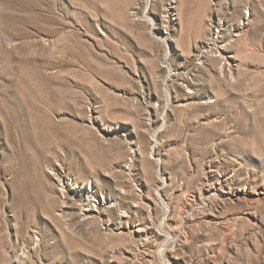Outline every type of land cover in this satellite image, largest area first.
<instances>
[{
	"label": "rangeland",
	"instance_id": "374dc122",
	"mask_svg": "<svg viewBox=\"0 0 264 264\" xmlns=\"http://www.w3.org/2000/svg\"><path fill=\"white\" fill-rule=\"evenodd\" d=\"M60 22L38 136L8 92ZM0 264H264V0H0Z\"/></svg>",
	"mask_w": 264,
	"mask_h": 264
},
{
	"label": "bare ground",
	"instance_id": "6f19581e",
	"mask_svg": "<svg viewBox=\"0 0 264 264\" xmlns=\"http://www.w3.org/2000/svg\"><path fill=\"white\" fill-rule=\"evenodd\" d=\"M58 24H59L58 27L51 28L50 30L45 32V34H47V35H58L59 39L64 37V39L66 41H64L61 45L57 41H54L52 44L56 48L58 46V48H60V51L65 53L63 55V59L57 58V60H50V59L44 60L41 58H36L34 56L29 55V48L19 51L20 53H22V55L20 56L21 62H23V64L26 63L27 66H25V68L23 69V72H24L23 82L20 85L16 86V88L14 90H11L8 92V97L11 99V101H12L11 103H13L10 105V107H7V113L9 114L8 115L9 118L13 119V117H14V119H15L17 116H22L24 114L23 109H22L24 102L27 104V107H29L30 115L35 116L36 119L37 118L43 119L48 110L54 109V104H55L54 101L57 99L58 95L53 94L52 90L48 87L47 83L45 82V80H44L45 76L43 75L42 67H44V65L54 66V64L55 65H65V64H68L69 61H70L69 64L73 65L72 64L73 59H74L75 55L80 52L79 48H81V45H82V43L79 40L75 39L76 34L74 31L70 32V34L67 33V31L64 32V28L67 27V24H65L64 22H60ZM220 25L221 24H219L218 26H220ZM218 26L215 29L216 34L220 33V31L218 30ZM39 30L40 29H36L35 33L40 34ZM61 31H63V32H61ZM217 35H216V37H212V34L209 33L210 40L208 43L205 44V46H203L204 47L203 51L205 53H207V55H201L204 58L205 57H208V59L210 58L212 63H215L218 61V56L220 55V49L225 50V46L231 41L228 39L227 41L226 40L221 41L218 44L217 43V39H218ZM48 43H46L44 45H40L41 46L40 48L47 47L48 45H50ZM30 46H31V44L29 45V47ZM15 47H17V44L12 45L10 47L9 53L12 54ZM25 47L27 48V46H25ZM55 47H53V48H55ZM61 47H62V49H61ZM16 49H15V51H16ZM68 53L71 55L68 56ZM68 57H70V59H67ZM7 58L9 59V60L7 59V63H11L12 61H14L13 59H15L10 54ZM163 63H165V65H167V62L163 61ZM165 96H166V101H168L169 100V91L167 90L166 86H165ZM47 114H49V113H47ZM39 119H37V120H39ZM37 125H42V128L40 130V133H38V136H41L42 132L46 133V131H45L46 129L52 130V132H54V129L51 126L49 121L43 122L42 120H39ZM55 133H56V131H55ZM51 137L47 136V134H46L47 140ZM56 137H58V135H56ZM153 137H155V133L153 134ZM61 195L65 199L64 193H63V187L61 189ZM85 206H88V204H86ZM163 206H164L163 209L166 210L167 206L165 205V203L163 204ZM165 210H164V212H165ZM161 219L162 220L159 224V227L161 228V230H163L162 229V227H163L162 223H163L164 218H161ZM75 245H77V243Z\"/></svg>",
	"mask_w": 264,
	"mask_h": 264
}]
</instances>
